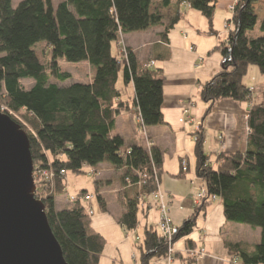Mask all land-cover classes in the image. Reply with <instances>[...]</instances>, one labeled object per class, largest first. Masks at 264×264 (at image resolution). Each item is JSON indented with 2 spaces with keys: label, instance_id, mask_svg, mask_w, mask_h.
<instances>
[{
  "label": "trees",
  "instance_id": "16d2710c",
  "mask_svg": "<svg viewBox=\"0 0 264 264\" xmlns=\"http://www.w3.org/2000/svg\"><path fill=\"white\" fill-rule=\"evenodd\" d=\"M162 7L171 0H159ZM261 0H235L232 13L233 28L225 41L216 47L221 56L220 69L205 82L199 92L207 104V115L215 102L231 100L250 102L251 93L242 82L248 66H257L264 73V21L261 36L248 38L246 33L257 22L256 5ZM264 1V0H263ZM155 0H63L56 7L51 0H0V93L7 109L21 114L35 135L27 133L33 162L36 186L35 198L44 205L49 227L57 240L67 264H99L105 239L91 226V217L81 203L82 190L71 205L55 209V198L65 193L66 173H83V167H96L107 162L115 169L125 168L132 184L140 183L133 196L123 197V214L117 222L126 230L138 227L137 212L142 195L155 190V175L162 165V153L139 146L124 148L122 139L111 135L115 118L130 109L121 101V89L132 84L133 105L137 107L142 125L163 124L162 70L148 68L130 48L127 57L118 58L116 43L123 34L146 30L161 23V16L150 12ZM217 0H175V14L161 33L164 35L180 19L182 10L189 7L199 12L208 23V34ZM43 42L49 49L50 63L42 64L33 46ZM53 59L78 63L87 61L91 82L63 84L71 78L58 66L52 69ZM154 62V61H153ZM53 76L57 83H51ZM23 79H32L25 89ZM249 128L243 152H221L218 166L206 165L203 141L195 142L196 175L202 179L208 195L221 200L226 221L260 230L259 241L251 249L242 243L226 242L231 255L241 264H264V101L252 104L246 120ZM51 169L55 173L53 188L37 174ZM139 174V175H137ZM39 180V181H38ZM96 184V181L94 182ZM101 211L106 207L96 197ZM210 204L205 201L194 209L193 215L178 227L175 241L188 236L197 217ZM138 264H151L166 256V245L154 227L144 228L138 243Z\"/></svg>",
  "mask_w": 264,
  "mask_h": 264
},
{
  "label": "crops",
  "instance_id": "0c3cea01",
  "mask_svg": "<svg viewBox=\"0 0 264 264\" xmlns=\"http://www.w3.org/2000/svg\"><path fill=\"white\" fill-rule=\"evenodd\" d=\"M171 1L172 5L165 8L161 6L159 0H155L150 9V12L156 10L161 16L159 26L123 34L120 37L140 61H154L155 66L162 70L164 77L161 106L163 124L145 127L144 133L138 130L137 112L133 105L134 90L131 85L123 88L119 79L118 88L121 89V99L127 101L130 109L116 116L111 135L119 136L123 141L124 148L135 145L146 151L151 148L161 151L162 165L158 175L159 190L164 194L165 200L171 204L170 218L173 224L179 227L194 212L188 197L189 181L194 173L192 168H195L197 160L193 138L196 133H199L203 141L202 151L214 167L218 164L217 156L221 152L244 151L248 135L246 120L254 101H252V97L251 101L247 103L220 100L214 103L207 115L205 114L207 104L200 100L199 92L201 86L220 69L221 56L216 49L219 40L215 35L207 33L208 23L205 18L203 29L194 26L192 21L198 22L197 26L203 23L200 22V18L197 17L194 10H182L179 21L168 30L163 39L160 33L175 14L173 4L175 0ZM184 25L191 26V32L182 33ZM195 28L196 30H194ZM217 29L215 27L214 30L212 26V30L216 33L219 32L216 31ZM182 34H186V38L181 37ZM190 46L194 47L193 52L189 50ZM204 54L206 56L203 59ZM198 57L203 60L199 64ZM82 62L88 68V73L84 75L83 82L80 83H90L91 68L87 61ZM68 81L70 82L66 83L67 85L78 82L72 75ZM248 87L254 88L256 91L254 86ZM188 102L191 103L190 113L193 122L184 124L181 121L182 109ZM199 121H202V124L197 127ZM219 136L222 137L224 148H221L217 141ZM181 158L189 160L191 171L181 172ZM93 169L96 171V189L95 193L91 195H100L106 207L105 211H101L104 214L102 217L91 221L92 228L105 239L99 264H138L134 253L135 246L132 242L135 237L140 239L138 229L126 231L117 222L124 211L123 197L133 196L138 187L130 182L128 176L123 179L125 168L115 169L107 162H102ZM83 170H89V168H83ZM66 178L65 176V184ZM111 192H117L116 200L104 197ZM91 201L88 202L86 209L92 211ZM66 206L69 205L57 208L55 204V209L62 210ZM157 218L158 214L154 209L142 213L141 219L138 218V227L142 229L141 233L143 234L144 228H156ZM259 239L260 230L258 228L226 221L221 202L217 201L207 206L205 211L199 214L195 228L188 236L175 241L174 257L171 262L161 258L153 260L151 264H229L228 260L231 254L226 248V242L242 243L246 248L251 249L256 244L255 241H259ZM199 249H203L205 253L201 259L189 255V250L198 251Z\"/></svg>",
  "mask_w": 264,
  "mask_h": 264
},
{
  "label": "water",
  "instance_id": "95a60500",
  "mask_svg": "<svg viewBox=\"0 0 264 264\" xmlns=\"http://www.w3.org/2000/svg\"><path fill=\"white\" fill-rule=\"evenodd\" d=\"M35 191L28 136L0 111V264H67Z\"/></svg>",
  "mask_w": 264,
  "mask_h": 264
},
{
  "label": "rangeland",
  "instance_id": "374dc122",
  "mask_svg": "<svg viewBox=\"0 0 264 264\" xmlns=\"http://www.w3.org/2000/svg\"><path fill=\"white\" fill-rule=\"evenodd\" d=\"M19 1L20 0H12L13 6H15L16 3ZM51 1H52L53 6L56 7V5L59 3L60 0H51ZM233 1L234 0H229L228 3H226L227 0H217L218 5L215 7V10H214L213 24H212L214 30H215V27L218 28L216 31H219L220 33H224L223 31L226 30L225 29V23L231 17L230 5L232 4ZM185 8H187V9H184L183 11H186V10L193 11V9H191L189 7H185ZM255 11H256V15H257V22H256L254 28L252 30H249L246 33V36L248 38L258 37V36L262 35V32L260 31V25L264 21V1L263 0L259 1V3L256 5ZM194 12L198 15L197 17L200 18V22H203L202 25L197 26L196 24L198 22L192 21L194 26L196 28L203 29L204 23H205L204 17L199 12H197L195 10H194ZM196 28L194 30H196ZM190 30H192L191 26L188 27V26L184 25L182 33L183 32H187V33L191 32ZM178 33H179V31H178ZM181 37H183V34ZM221 37L223 38V36H221ZM179 38H180V36H179ZM119 40H120V38H119ZM126 48H128V47L126 46ZM32 49L35 51L39 61L42 64L47 65L48 63H50L51 58H50V54H49V49L43 42L36 43ZM205 56H206V54H204L203 59L205 58ZM52 62L53 63L51 66H52L53 70H54L55 66H58L61 71L70 73L72 75V77L74 79H76L78 82H83L84 75L86 73H88V68L85 66V64L83 62L72 63V62H67L65 60H62V59H53ZM91 75H92V71H91ZM50 82L56 83L57 81L55 80V78L53 76H51ZM69 82L70 81H66L63 84H66ZM242 82L248 86H254L256 88V92L252 95V101H254V102L253 103L251 102V103L252 104H254V103L255 104H262L264 101V73H262L257 66L249 65L247 72L242 79ZM21 83L25 89H29L32 87L34 82L32 79H23V80H21ZM6 107L7 106L4 103L3 94L0 93V109H1V111L2 112L6 111L7 110ZM22 113L21 114L16 113V114H13L10 116L15 121H17L20 125H22V127L24 128V130L27 133H29V134L34 133V130L32 129L31 125L27 121H25L24 117L22 116ZM180 170H181V168H180ZM66 177H67L66 178V184L64 183L65 193L63 195L57 196L55 198V204H56L57 208H61V206L64 207L66 205L65 202L67 203V201H68V196H72V195L75 196L80 192V190H86L90 194L95 193L96 187H95L94 182L96 179V171H95V173H91L89 170H83V173H80V174L66 173ZM33 178H34V175H33ZM38 178L39 179L41 178L44 181V178L42 177V173L37 174V179ZM199 179L202 181L201 178H199ZM104 188H105V186H104ZM160 192L162 193V191H160ZM116 194H117V192H111V194H107L104 197L105 198H112V199L116 200L117 199ZM92 196H93V200L91 201V209H92L93 213L90 217H91V221H95L96 218H100L104 214H102V212L99 208V205L97 203V199H95V197L98 195H95V196L92 195ZM77 197H78V195H77ZM69 203L70 202H68V205H69ZM81 203L85 207L88 208V202L81 199ZM137 217L139 219H141V217H142L141 212L138 213ZM137 229H138L139 236L141 238V234H142L141 230L142 229H140L139 227H137ZM135 241H136V239L132 242H135ZM139 241H140V239H139ZM255 242L257 243L258 241H255ZM137 247L138 246L135 245L134 253L136 255V258L138 259Z\"/></svg>",
  "mask_w": 264,
  "mask_h": 264
},
{
  "label": "built area",
  "instance_id": "2783aa9c",
  "mask_svg": "<svg viewBox=\"0 0 264 264\" xmlns=\"http://www.w3.org/2000/svg\"><path fill=\"white\" fill-rule=\"evenodd\" d=\"M230 10H233V6H230ZM117 46H118V48L121 49L120 51H124L125 45L120 43V41L117 42ZM123 58H126V57L124 56ZM198 60L200 61V60H202V58L198 57ZM153 65H154V63L151 61L148 64H146V67L151 68V67H153ZM250 91H253V88H251ZM190 108H191V103L188 102L185 105V107L182 109L181 121L184 124L193 122V118L191 117V114H190ZM6 109H7V107H6ZM0 111H1V109H0ZM3 113H5L9 116L15 114L12 111H10L9 109L4 111ZM138 117H139V124L142 125V120H141L140 116H138ZM199 126H200V124H197V127H199ZM247 133H249V129L247 130ZM32 134L35 135L34 133H32ZM197 135H198V133H196L195 137L193 138L194 142H196V140L198 138ZM83 168H89V171L91 173H95V170L92 167L84 166ZM180 168H181L182 173H187V172L191 171L190 163L187 159H182L180 161ZM192 169H194L193 170L194 173H193L192 179H190V181H189L190 192H189L188 197L190 199V203H191L192 208L195 209L203 203L204 198L208 193H207V189H206L204 183L196 175L195 168H192ZM59 175L64 177V182H65L66 172L60 171ZM137 175H139V174H137ZM42 177L44 178V181L49 183V185L52 189L53 184H54V180H55V173L51 169H48V170H45L42 172ZM154 179H155V186H156L155 190L152 191L151 194H149V195H142L141 196L140 207L146 206V207H149V208L157 211L158 218H157V223H156V230L158 231L159 235L161 236V238L163 239V241L165 242V245H166L165 259L168 262H171L173 260V257H174V243H175V237L178 234V227H176L173 224V222L170 218V210H171L172 206L170 203H168L165 200L164 195L160 192L159 182L157 180L156 175H155ZM136 186L139 187L140 183H137ZM77 198H78L77 196H68V199L70 201L69 205H71L73 202H75L77 200ZM80 198L85 200L86 202H90L93 199V196L91 194H84ZM81 199H80V201H81ZM87 212L90 216L92 215L91 210H87ZM135 239H136V243H138L139 238L136 237ZM204 254L205 253H204L203 249H199L198 251L189 250V255L194 256L196 259H201L204 256ZM228 263L229 264H241L238 256L235 254H233L229 257Z\"/></svg>",
  "mask_w": 264,
  "mask_h": 264
},
{
  "label": "bare ground",
  "instance_id": "6f19581e",
  "mask_svg": "<svg viewBox=\"0 0 264 264\" xmlns=\"http://www.w3.org/2000/svg\"><path fill=\"white\" fill-rule=\"evenodd\" d=\"M63 1V0H62ZM62 1H59V3L60 2H62ZM234 2H235V0L232 2V4L230 5V6H233V10H234ZM58 5V4H57ZM56 5V6H57ZM233 10H231V17L227 20V22L225 23V29L226 30H224L223 32L224 33H220L219 34V32L218 33H216V32H214L215 34V36L217 37V39L219 40V42H221V41H225L226 39H227V36H228V34H229V32L232 30V28H233V23H232V20H231V18H232V13H233ZM159 26V25H158ZM165 29V28H164ZM164 31V30H163ZM162 31V32H163ZM161 34V33H160ZM159 34V35H160ZM162 35V34H161ZM160 35V36H161ZM221 36H223V38L221 37ZM183 37L184 38H186V34H183ZM120 41V43H122V44H125L124 43V41H123V39L121 40H119ZM219 42H218V44H219ZM218 44H217V46H218ZM116 46H117V43H116ZM121 49L120 48H118V46H117V48H116V50H115V52L117 53V56H118V58H121V57H127V50H126V46H125V48H124V51H120ZM189 50L191 51V52H193L194 51V47L193 46H190L189 47ZM203 60H197V62H198V64L200 63V62H202ZM151 62V61H150ZM153 62V61H152ZM154 63V62H153ZM154 66V65H153ZM56 80V79H55ZM129 85H131L132 86V84H129ZM121 86H123L122 85V82H121ZM132 88H133V86H132ZM248 89H249V91H250V89L251 88H249L248 87ZM134 90V89H133ZM256 91H255V89L253 88V91H250V93H251V97H252V95L255 93ZM121 101H123L122 99H121ZM135 107V110H136V112H137V116H136V120H137V128H138V130L140 131V132H143L144 133V131H145V126H143V125H140L139 124V113H138V110H137V107L136 106H134ZM191 114V113H190ZM200 123V125L202 124V121H199ZM249 128H248V126H246V131L248 130ZM199 134V133H198ZM249 134V133H248ZM248 136V135H247ZM246 140H247V137H246ZM218 143H219V145H220V147L221 148H224L223 147V142H222V137L221 136H219L218 137ZM246 145H247V141H246ZM243 152V151H242ZM204 154V153H203ZM205 156V155H204ZM206 157V161H205V164L206 165H211L210 163H209V161H208V157L207 156H205ZM182 159H186V158H181L180 159V161L182 160ZM188 160V159H187ZM189 161V160H188ZM218 164H219V162H218ZM218 164H217V166H218ZM212 166V165H211ZM212 167H214V166H212ZM215 168V167H214ZM157 180H158V177H157ZM77 196V195H76ZM80 197H82V195L80 196ZM79 197V198H80ZM81 199V198H80ZM204 201L207 203H209V204H213V203H216L217 201H220L221 202V200H220V198L218 197V196H216V195H206L205 196V198H204ZM68 202H70L69 201V199H68V201H67V205H68ZM151 208H149V207H146V206H144V207H140L139 209H138V212H137V215H138V213L139 212H141V214L142 213H144V212H146V210H150ZM138 218V217H137Z\"/></svg>",
  "mask_w": 264,
  "mask_h": 264
}]
</instances>
